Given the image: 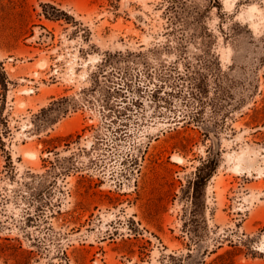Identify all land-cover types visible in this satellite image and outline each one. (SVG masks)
<instances>
[{"label":"rangeland","instance_id":"obj_1","mask_svg":"<svg viewBox=\"0 0 264 264\" xmlns=\"http://www.w3.org/2000/svg\"><path fill=\"white\" fill-rule=\"evenodd\" d=\"M0 264H264V0H0Z\"/></svg>","mask_w":264,"mask_h":264},{"label":"trees","instance_id":"obj_2","mask_svg":"<svg viewBox=\"0 0 264 264\" xmlns=\"http://www.w3.org/2000/svg\"><path fill=\"white\" fill-rule=\"evenodd\" d=\"M61 12L62 11H60L59 9H54L53 10V12H48V11H46L45 13H44V15H45V17L46 18H50V17H53L54 19H60L61 17ZM48 15H50V16H48Z\"/></svg>","mask_w":264,"mask_h":264}]
</instances>
